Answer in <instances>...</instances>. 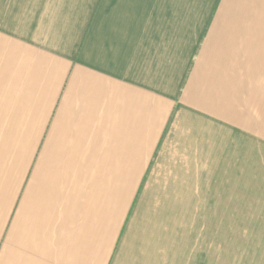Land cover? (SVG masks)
Masks as SVG:
<instances>
[{
	"label": "crops",
	"instance_id": "0c3cea01",
	"mask_svg": "<svg viewBox=\"0 0 264 264\" xmlns=\"http://www.w3.org/2000/svg\"><path fill=\"white\" fill-rule=\"evenodd\" d=\"M249 146L264 0H0V264H179Z\"/></svg>",
	"mask_w": 264,
	"mask_h": 264
},
{
	"label": "rangeland",
	"instance_id": "374dc122",
	"mask_svg": "<svg viewBox=\"0 0 264 264\" xmlns=\"http://www.w3.org/2000/svg\"><path fill=\"white\" fill-rule=\"evenodd\" d=\"M252 148L247 192L226 195L220 202L230 208L195 210L193 218L179 211V264H264V249L257 240L258 229L264 231V210L257 208L264 197V158L255 161ZM200 197L202 201L209 195Z\"/></svg>",
	"mask_w": 264,
	"mask_h": 264
}]
</instances>
